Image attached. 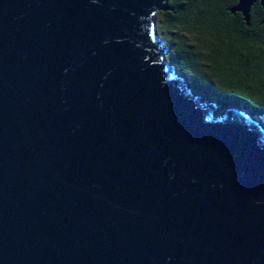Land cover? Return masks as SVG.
<instances>
[{"label": "water", "instance_id": "obj_1", "mask_svg": "<svg viewBox=\"0 0 264 264\" xmlns=\"http://www.w3.org/2000/svg\"><path fill=\"white\" fill-rule=\"evenodd\" d=\"M168 9L0 0V264H264V129L166 61Z\"/></svg>", "mask_w": 264, "mask_h": 264}, {"label": "trees", "instance_id": "obj_2", "mask_svg": "<svg viewBox=\"0 0 264 264\" xmlns=\"http://www.w3.org/2000/svg\"><path fill=\"white\" fill-rule=\"evenodd\" d=\"M232 0H167L169 11L159 12L164 25L177 24L183 31L194 30L204 40L200 48L207 55L212 69L222 72L216 95L206 96L219 110L233 106L252 116H261L264 129V23L259 6L251 8L247 24L239 12L228 9ZM230 5V6H229ZM175 37V35L173 34ZM168 48L169 45L165 44ZM186 58L195 50L178 44ZM229 49V50H227ZM176 51V50H174ZM168 54H173L175 52ZM207 53V54H206ZM192 91H196L195 88ZM199 90V89H197Z\"/></svg>", "mask_w": 264, "mask_h": 264}, {"label": "rangeland", "instance_id": "obj_3", "mask_svg": "<svg viewBox=\"0 0 264 264\" xmlns=\"http://www.w3.org/2000/svg\"><path fill=\"white\" fill-rule=\"evenodd\" d=\"M163 17L164 16L161 15V13L159 14V12H157L153 16V19L157 36L162 39L163 45L164 43L169 45V50L165 54L166 61L172 64L177 71L187 76V80L191 83V86L196 89L194 93H205L206 96H210L211 94L216 95L218 91H213L211 87L216 85L215 80L217 81L218 78L222 79V77H220L222 72L217 70V68L215 70L212 69L209 57L203 54L200 48V45H202L204 41L202 36L196 35L194 30L183 31L180 28V25L177 24L164 25L160 20ZM178 44L185 45L190 50L196 49L193 53L195 56H192L193 60L185 57L184 52L177 47ZM173 51L175 53L168 54ZM224 109L225 107L221 110L217 109L212 113L219 115L223 113ZM254 117H256V119L252 117L250 119L253 121L256 120L257 123L261 125L263 119L258 118L257 116Z\"/></svg>", "mask_w": 264, "mask_h": 264}, {"label": "flooded vegetation", "instance_id": "obj_4", "mask_svg": "<svg viewBox=\"0 0 264 264\" xmlns=\"http://www.w3.org/2000/svg\"><path fill=\"white\" fill-rule=\"evenodd\" d=\"M230 3V5H234L236 2H235V0H232L231 2H229ZM229 5V6H230ZM259 6V4H258V0H254L253 1V3H252V5L250 6V9H249V14H250V11H251V8L253 7V6ZM231 7V6H230ZM229 7V8H230ZM259 8H260V6H259ZM260 10H261V8H260ZM169 12L168 13H171V11L170 10H168ZM236 12V11H235ZM235 12H231V13H235ZM261 12H262V10H261ZM262 18H264V14H263V12H262ZM227 50H229V49H227Z\"/></svg>", "mask_w": 264, "mask_h": 264}]
</instances>
